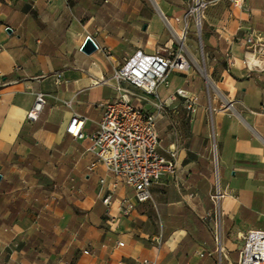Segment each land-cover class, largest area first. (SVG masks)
I'll return each mask as SVG.
<instances>
[{
	"label": "crops",
	"instance_id": "0c3cea01",
	"mask_svg": "<svg viewBox=\"0 0 264 264\" xmlns=\"http://www.w3.org/2000/svg\"><path fill=\"white\" fill-rule=\"evenodd\" d=\"M150 2L154 12L145 0H0V264H142L143 259L174 264V249L185 232L173 229L162 243L164 220L203 213L214 189L206 110L217 140L219 183L226 191L225 231L239 237L264 228V0H248L245 8L211 0L204 10L203 34L214 61L209 74L226 63L217 81L220 102L213 99L206 107L197 101L196 111L188 112L174 91L196 93L189 88L190 70L171 72L168 85L157 89L165 105L156 120L159 151L175 167L151 185V199L135 201L123 214L121 201L133 200V188L100 164L88 170L89 140L66 132L73 112L86 116L84 134L94 132L99 102L114 95L100 79L138 49L157 52L154 45L166 32L162 18L182 29L188 0ZM128 10L135 13L130 20L124 18ZM140 21V28L133 25ZM111 24L138 30L127 37L128 44L123 30L116 35L107 30ZM247 34L261 37L255 50L240 40ZM86 36L97 44L90 54L80 49ZM36 92L47 94L46 102L30 120ZM139 104L154 112L152 101ZM106 192L112 195L107 205ZM233 237L224 246L230 248ZM203 244L194 254L210 251Z\"/></svg>",
	"mask_w": 264,
	"mask_h": 264
},
{
	"label": "built area",
	"instance_id": "2783aa9c",
	"mask_svg": "<svg viewBox=\"0 0 264 264\" xmlns=\"http://www.w3.org/2000/svg\"><path fill=\"white\" fill-rule=\"evenodd\" d=\"M237 8H245L248 0H227ZM211 0H192L183 14V27L181 37L188 31V17L194 18L197 31L201 27L204 10ZM240 40L251 47L252 50L259 45L261 37L247 34ZM227 55V54H226ZM191 67L189 57L181 47L161 53H145L138 49L121 65L116 66L109 77L100 79V83L109 84L114 89V95L105 101L99 102L101 116L97 128L89 135L82 132L86 120L84 114L73 112L67 125L66 132L72 137L88 139L87 150L92 155V161L87 169L93 170L102 165L109 173L124 184L133 188V200L121 201V212L128 214L134 207V202L151 199V185L156 182L164 172H173L175 164L171 159L165 158L159 151L160 137L156 127V120L165 109L164 103L159 99L157 89L166 84L171 72L186 74ZM129 84L137 91L127 87ZM174 93L183 99L184 106L190 113L197 109L196 94L179 87ZM47 94L36 92L34 102L27 112V118L35 120L39 116L46 102ZM136 102H133V100ZM142 101H152L154 112H147L139 104ZM68 103V102H67ZM213 135V140L214 139ZM213 141V148L215 142ZM212 161L214 174V189L210 194L211 208L206 210L202 219L209 225L215 242V249L221 257L225 249L221 238L222 217L221 200L226 191L219 183L217 170V157L214 151ZM103 178L99 179L98 194L104 193ZM111 193L102 196V202H111ZM52 199L55 197L52 196ZM242 245L234 264H264V228L247 230L242 236ZM118 244H122L118 242ZM160 244V241H158ZM84 252H88L84 250ZM211 251L201 250L200 257L210 255ZM142 264H156L152 260L143 259Z\"/></svg>",
	"mask_w": 264,
	"mask_h": 264
},
{
	"label": "rangeland",
	"instance_id": "374dc122",
	"mask_svg": "<svg viewBox=\"0 0 264 264\" xmlns=\"http://www.w3.org/2000/svg\"><path fill=\"white\" fill-rule=\"evenodd\" d=\"M149 11L154 12V8L150 2V0H145ZM192 3V0H188L187 6ZM186 6V7H187ZM186 9V8H185ZM124 18L132 19L135 15L134 12L127 11L124 13ZM118 17V16H117ZM162 18V16H161ZM163 23L165 24L166 32L163 34V37L158 40V42L154 45L153 50H157L158 52L165 53L171 50H174L178 47H181L184 51V53L189 57L191 67H190V76H194V79L192 82H190L189 88L191 90H195L197 101L200 104H204L206 107L212 104L213 99H216L217 102H220V100L224 97L221 93L220 88L218 87V75L219 71L221 69V63L219 62L215 67L212 74H209V64L214 63V61L211 59V54H213V51L207 50L206 43L204 39L203 34V17L201 19V27L200 30L197 31L194 26V18L192 16L188 17V31L185 34V37H181L179 39L178 37L181 36V29L177 27V25L171 24L172 22L169 21V25H166V22L164 18H162ZM114 22H121V21H114ZM142 21L137 22L136 24H133L135 26H138L140 28ZM114 24H111L107 28L109 32H112L113 35H116V32L118 30H123L125 38L122 39V41L127 42L130 44V41H128L127 37L134 35L136 32L134 30H138L137 28L125 27V26H113ZM171 25V27H170ZM173 25V26H172ZM158 26V23H157ZM167 42V43H166ZM171 42V43H169ZM132 44V43H131ZM197 65V66H196ZM177 73V72H176ZM215 73V74H214ZM172 76V74H171ZM170 76V77H171ZM170 82V78L168 76V81L166 84H163L165 86L168 85ZM160 91H163V86L160 85L158 87ZM219 92L221 94V97L216 92ZM135 102V100H133ZM206 110V109H205ZM204 123L206 124V131H207V142H208V148L210 158L212 160L214 151L217 156V140L215 135V129L213 125V121L211 118V115L209 111L207 110L204 113ZM213 135L214 139L213 140ZM213 141L215 142V147L213 148ZM212 166H215L214 162L212 161ZM217 170H218V161H217ZM213 169V168H212ZM205 206L208 210L211 208V202L208 204L205 202ZM204 211V212H205ZM200 212H196L198 214H195L193 211H187L185 215H181L179 217L176 216H170L166 220H164V223L166 225V228L163 230L161 235V242L164 243V241L170 236L171 231L173 229H182L185 233L183 238L179 241L177 247L174 249L173 252V263L174 264H234V262L237 259L238 256V250L242 245V236L245 234V232L240 233L239 237L232 236L230 234V230L227 232L224 228V220L222 218V228H221V238L224 242V240L228 237H233L232 241L234 244L230 245V248L225 246L224 251L221 254V257H219V253L215 249V242L213 239V234L209 228V225L202 219V215L204 214ZM235 228L233 227V230ZM208 246L209 250L211 251L210 255H207L205 257H198V255L194 254L195 249L197 246L201 245Z\"/></svg>",
	"mask_w": 264,
	"mask_h": 264
},
{
	"label": "water",
	"instance_id": "95a60500",
	"mask_svg": "<svg viewBox=\"0 0 264 264\" xmlns=\"http://www.w3.org/2000/svg\"><path fill=\"white\" fill-rule=\"evenodd\" d=\"M143 29H145V25L143 26ZM7 30H9V28H7ZM80 49L83 53L90 54L97 49V44L90 36H86V38L83 41Z\"/></svg>",
	"mask_w": 264,
	"mask_h": 264
},
{
	"label": "trees",
	"instance_id": "16d2710c",
	"mask_svg": "<svg viewBox=\"0 0 264 264\" xmlns=\"http://www.w3.org/2000/svg\"><path fill=\"white\" fill-rule=\"evenodd\" d=\"M221 66L224 68V67H226V63L222 60V62H221Z\"/></svg>",
	"mask_w": 264,
	"mask_h": 264
},
{
	"label": "bare ground",
	"instance_id": "6f19581e",
	"mask_svg": "<svg viewBox=\"0 0 264 264\" xmlns=\"http://www.w3.org/2000/svg\"><path fill=\"white\" fill-rule=\"evenodd\" d=\"M197 66V65H196ZM216 92H217V90H216ZM218 94H219V96L221 97V94L219 93V92H217Z\"/></svg>",
	"mask_w": 264,
	"mask_h": 264
}]
</instances>
